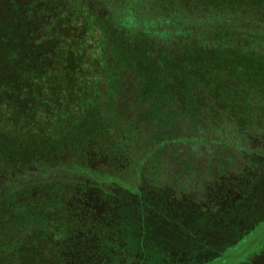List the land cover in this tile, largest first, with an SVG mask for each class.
Here are the masks:
<instances>
[{"label": "trees", "instance_id": "16d2710c", "mask_svg": "<svg viewBox=\"0 0 264 264\" xmlns=\"http://www.w3.org/2000/svg\"><path fill=\"white\" fill-rule=\"evenodd\" d=\"M141 124L252 156L187 195L149 180ZM258 155L264 0H0V264L125 262L134 242L105 221L116 190L201 209L263 177Z\"/></svg>", "mask_w": 264, "mask_h": 264}, {"label": "rangeland", "instance_id": "374dc122", "mask_svg": "<svg viewBox=\"0 0 264 264\" xmlns=\"http://www.w3.org/2000/svg\"><path fill=\"white\" fill-rule=\"evenodd\" d=\"M160 112L175 114V102ZM139 132L149 180L170 182L175 186L173 190L182 189L191 196L203 194H196L202 191L196 184L212 181L218 173L215 167L235 168L244 161L247 164L252 156L251 151L244 155L240 145L238 148L237 144L218 138L212 141L195 135L180 141L175 136L165 139V132L150 124H141ZM256 161L264 163L262 158ZM229 176L237 179L232 173ZM217 189L205 193L201 209L197 203L182 199L175 201L167 196L165 204L162 199L151 203L116 190L111 196L113 217L105 216L106 224L113 229L114 241L134 242L117 252L125 262L121 259L116 264H264V176H257L252 185L247 183L239 193L228 191L227 202L216 198L221 191L214 192ZM129 226L133 231L124 233L122 230Z\"/></svg>", "mask_w": 264, "mask_h": 264}]
</instances>
